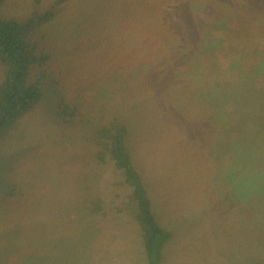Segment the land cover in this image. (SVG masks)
I'll return each mask as SVG.
<instances>
[{
    "label": "rangeland",
    "instance_id": "obj_1",
    "mask_svg": "<svg viewBox=\"0 0 264 264\" xmlns=\"http://www.w3.org/2000/svg\"><path fill=\"white\" fill-rule=\"evenodd\" d=\"M55 1L2 13L25 22ZM30 35L48 60L41 101L0 137V264H148L129 189L95 160L114 120L173 234L163 264H264V0H64ZM225 74L251 80L236 123Z\"/></svg>",
    "mask_w": 264,
    "mask_h": 264
},
{
    "label": "trees",
    "instance_id": "obj_2",
    "mask_svg": "<svg viewBox=\"0 0 264 264\" xmlns=\"http://www.w3.org/2000/svg\"><path fill=\"white\" fill-rule=\"evenodd\" d=\"M63 1H55L52 8L45 14H33L27 21L19 22L4 18L2 12L5 0H0V65L4 69L0 80V137L8 134L15 123L31 112L43 97L44 76L43 73L35 74V70L43 67L48 57L39 54L37 45L30 34L41 24L51 20L56 6L61 5ZM216 75H219L218 71ZM221 77V79L217 77L215 82L216 91L226 92L225 95H220L221 104L224 103L221 111L228 113L232 121L237 120L240 109L245 107L238 103L241 99L240 94H243V89L249 86L247 83L251 81L250 77L241 76V79L245 78V80L239 84L232 74L230 81L229 74ZM258 82L254 84L257 86ZM77 110L64 101L61 103L58 115L62 117V114H65L63 117L66 127L73 123ZM240 116L244 117L243 114ZM236 122L233 121V123ZM130 134V127L119 120H114L108 126L98 129L94 143L98 150L95 154L96 164L101 167L107 164L108 160L113 164L116 176L121 179L118 182L131 193L128 205L133 219L142 232L148 264H163L165 250L172 241L173 234L160 225L153 212V201L148 185L137 169L128 146ZM93 206L96 213L105 209L100 201Z\"/></svg>",
    "mask_w": 264,
    "mask_h": 264
}]
</instances>
